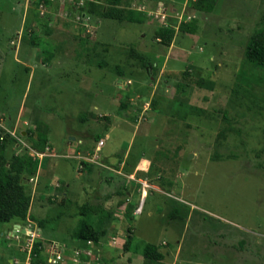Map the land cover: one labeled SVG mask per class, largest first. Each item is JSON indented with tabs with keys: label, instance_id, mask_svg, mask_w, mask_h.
<instances>
[{
	"label": "rangeland",
	"instance_id": "obj_1",
	"mask_svg": "<svg viewBox=\"0 0 264 264\" xmlns=\"http://www.w3.org/2000/svg\"><path fill=\"white\" fill-rule=\"evenodd\" d=\"M91 1L0 0V137L10 135L6 158L26 152L39 159L38 141L21 130L47 123L52 142L74 139L76 156L64 158L77 170L90 163L89 178L111 194L117 187L95 167L103 160L120 168L115 201H88L110 253L92 250L89 263L72 253L88 198L80 185L78 194L63 195L47 171L42 188L38 179L25 181L46 207L33 212L48 221L0 223V264H51L49 242L66 246L57 264H147L145 242L156 244L164 264H264V68L244 58L264 0H214L210 12L193 8L195 0L118 3L141 21L89 13ZM180 20L192 21L197 34L176 31L169 46L152 39L157 26ZM143 56L154 67L141 64ZM195 78L213 80L212 88ZM100 137L99 149L114 153L108 160L93 151ZM74 174L71 167L73 186L80 182ZM24 228L38 235L28 240ZM36 239L42 244L31 258Z\"/></svg>",
	"mask_w": 264,
	"mask_h": 264
},
{
	"label": "trees",
	"instance_id": "obj_2",
	"mask_svg": "<svg viewBox=\"0 0 264 264\" xmlns=\"http://www.w3.org/2000/svg\"><path fill=\"white\" fill-rule=\"evenodd\" d=\"M122 0H107L104 2L94 0L86 3L89 7V13L96 14L99 17L111 18L117 20L127 19L129 21H141L143 18L133 15L131 9L118 7V3ZM193 8L210 12L214 7V0H195L192 3ZM176 31L181 33L197 34L196 25L190 20H180L177 27L170 25H159L153 31L152 39L158 41L164 46H169ZM245 61L257 68H264V15L258 27L252 32L247 40L244 52ZM149 64L154 67V62L145 59L144 56L141 64ZM239 79L245 80L244 70H240ZM195 84L205 86L211 89L213 80L203 78H195ZM127 102L120 101V107L124 108ZM25 132V136L30 139L37 140L36 149H43L47 144L48 126L39 122H33ZM10 135L5 134L0 137V223H6L11 220L14 222L23 223L30 219L36 220L39 226H43L48 220L37 218L29 212L30 193L23 182L24 178L35 175L38 166V159L31 154L23 152L21 154H11L9 158L5 156L6 141ZM99 137L98 135L94 136ZM83 161V160H82ZM79 214L82 217L78 224L73 229V236L81 241L92 240L97 243L105 234V228L98 227L90 220L92 213L89 212L92 206L89 202H84L80 206ZM1 232V230H0ZM50 243V242H49ZM48 243V244H49ZM42 242L39 239L33 241L31 246V258L38 255ZM141 252L146 259L147 264H164L162 262L163 254L157 249L156 244L145 242L142 245ZM43 261V260H42ZM29 264H42L41 259L29 262Z\"/></svg>",
	"mask_w": 264,
	"mask_h": 264
},
{
	"label": "crops",
	"instance_id": "obj_3",
	"mask_svg": "<svg viewBox=\"0 0 264 264\" xmlns=\"http://www.w3.org/2000/svg\"><path fill=\"white\" fill-rule=\"evenodd\" d=\"M80 65L81 66H84V64H80ZM46 125L48 126L47 123H46ZM25 132H26V130H24V129L21 130V133L22 134H25ZM66 137H67L68 141H67V139H64L62 136H59L58 139H57V141L52 142L48 138V136H47V144H48V142L50 144H52V149H51L52 151L51 150L50 151L49 150L48 151H45L44 149H40V150L33 149L34 152H35V154H37V155L40 154L39 155V157H40L39 159H38L37 156H34V157H36L38 159V166H37V169H36V173L33 176H30L28 178H24L23 182L26 184V181H29L33 186H35L37 184V181L35 182V180L38 179V183H39L40 187L42 188L44 186V183H45L43 181V179H44L43 178V172H45V174H46V172L48 171L49 174L51 175L52 181L55 182V184L58 185V187L61 186V188H62V185H63V191H62V194L63 195H66L67 192H71L73 194H76L77 193L76 192V186L77 185H80V187H81V194L87 195V198H88L84 202H88L90 198L91 199H94V200H98L100 202L103 199H105V200L111 199V201L114 202L115 201L114 197L116 196V194L118 193V191L124 185L122 182H120L119 180H117V177H121L119 175L121 173L120 172V168H118L117 166L116 167L115 166L112 167L111 165H109L108 163L104 162L103 160H102V162H100L98 164V166L96 165V167H95V168H97V170L99 172L100 171L101 172L103 171V176H102L103 180L107 181L109 184L113 181V186L114 187H117L116 188V192L113 193V194H111L110 192H107V190L105 188V185L103 184V181L102 180H100V181L99 180H92V179L89 178V176H88V173H89L88 172V169H89V167L92 166L90 163L89 164H86L87 167L84 168V170L83 169L82 170H77V166H76V163L74 162L73 158H69V159L64 158L67 155H69V156H76V154L73 153L74 144H75L73 137L70 136V135H68V134H66ZM96 142L97 141H95V143H94L95 145H96ZM100 149L99 150H96V147L95 146L93 147V151H95L96 153H98L100 155L102 153L105 160H108L111 157V155L114 154L112 152H108V151H104L103 149L102 150H100ZM96 153L93 154V152H92L93 155L91 157H90V154H88V157L87 156H85V157H86V159H89L90 162H91L92 157L94 155H96ZM52 157L60 158L62 160H55ZM70 159L73 160V162H74V164L72 166H71L70 162H67ZM71 167H72V171L75 172L74 176L76 178H79V181H80L75 186L71 185V183L69 182V179H68L69 176H70V173H71ZM39 171H41V173H42L40 177H38ZM129 181L128 182L125 181L124 183L126 185L129 184L130 185L129 187L130 188L131 187L133 188L134 186H132L133 185L132 184L133 183L132 180H129ZM141 190H142L141 191L142 192V195H141V193H140V195H141V198H142L145 195V189H144V187ZM131 194H132V192L129 191V189H126V191H125V197L126 198L125 199H128L131 196ZM49 202H51V201H49ZM42 204L43 203H40V202H37L36 200H33V198L30 196L29 212L32 215L38 217L33 212V208H35V209L36 208H39V207L40 208H43ZM47 204H48L47 208H49L50 203H47ZM35 205H36V207H35ZM138 206L139 205L137 204V207ZM45 208L46 207H44L43 209H45ZM100 240L97 243H94L92 240H90L92 242V245L91 246H88L87 245V240L80 242V240L77 239L78 242L76 243V245L70 247V250L72 251V253L75 250H79V252H80L79 253V256L81 254L84 257V258L83 257H80V259H83V261H86V263H89V260H87L86 257H87V255L88 256H91L92 255V250L95 251V256L97 254V256H102V258H104L103 257V254L104 253H110L109 252L110 251L109 248L107 246L105 247V245L102 246L103 243H101ZM60 244L63 245V248L64 249L66 248V246H65L64 243H60ZM88 251H90L91 253L90 254H87L86 252H88ZM108 257H110V254H109ZM83 263H85V262H83Z\"/></svg>",
	"mask_w": 264,
	"mask_h": 264
},
{
	"label": "built area",
	"instance_id": "obj_4",
	"mask_svg": "<svg viewBox=\"0 0 264 264\" xmlns=\"http://www.w3.org/2000/svg\"><path fill=\"white\" fill-rule=\"evenodd\" d=\"M161 13H162V16L165 19L164 12H161ZM102 142H103V138H100L98 140V143H97L98 146H96L98 149L100 148V145L102 144ZM83 158H85V157H83ZM18 226L19 225H15V227H18ZM23 230L26 233V236H27L28 240H32L35 235H38V233H36V231L31 230L30 228H24ZM87 245L88 246H91L92 245V242L90 240H87ZM47 251H48V254H47V258L46 259H47V261L49 263H51V264H57L59 261L62 260V257L64 255V248H63V245L62 244H59L57 242H50L48 244ZM73 253L77 255V254H79V250H75ZM86 253L87 254H90L91 252L88 251ZM76 259H77V256L73 257L72 258V261H77Z\"/></svg>",
	"mask_w": 264,
	"mask_h": 264
}]
</instances>
